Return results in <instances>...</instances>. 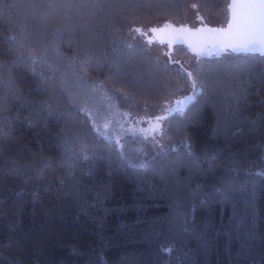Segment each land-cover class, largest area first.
Wrapping results in <instances>:
<instances>
[{
  "label": "trees",
  "instance_id": "trees-1",
  "mask_svg": "<svg viewBox=\"0 0 264 264\" xmlns=\"http://www.w3.org/2000/svg\"><path fill=\"white\" fill-rule=\"evenodd\" d=\"M230 1L0 0V264H264V57L125 45L193 5L225 26ZM184 89L138 166L113 105Z\"/></svg>",
  "mask_w": 264,
  "mask_h": 264
},
{
  "label": "rangeland",
  "instance_id": "rangeland-1",
  "mask_svg": "<svg viewBox=\"0 0 264 264\" xmlns=\"http://www.w3.org/2000/svg\"><path fill=\"white\" fill-rule=\"evenodd\" d=\"M197 5L191 7L190 12L187 15V21L184 24L169 23L162 27H175L176 29H182L187 27L189 29H200L203 27L207 28H220L222 27V19L219 17H214L212 19H206L199 16L197 12ZM159 25V24H158ZM155 27H146L137 29H132L130 31L128 40L125 42L126 46L133 44H141L149 48L156 55L159 61L166 63L175 67H182L184 65H189L186 59L179 60L178 58L173 59L171 55V43L165 41L163 38L156 35ZM151 41V43L149 42ZM180 45L179 43L174 46ZM194 51V50H193ZM195 61H199L203 55L198 51H194ZM227 58H240L244 56L232 55V53L224 52L221 53ZM194 56V55H193ZM193 61V60H192ZM192 90V89H191ZM201 91L198 89L196 95ZM195 92V91H194ZM104 95L112 99V93L108 91H103ZM193 91L188 90H179L170 94L164 103L159 107L149 106L144 103L134 102L125 95H119V103L113 105L112 116L105 123L106 132L110 131L113 127L120 129L131 130L137 134H142L148 138L152 148V154L147 155L145 159L139 163H136L138 166L145 167L151 157L155 154L162 151H169L172 148H164L166 144V139L164 137L167 125L169 114L175 110L177 101L181 100L185 96L192 95ZM115 101V100H112ZM111 101V103H112ZM177 112V111H176ZM158 117H163L157 122ZM112 131V130H111ZM164 148V149H162Z\"/></svg>",
  "mask_w": 264,
  "mask_h": 264
},
{
  "label": "snow or ice",
  "instance_id": "snow-or-ice-1",
  "mask_svg": "<svg viewBox=\"0 0 264 264\" xmlns=\"http://www.w3.org/2000/svg\"><path fill=\"white\" fill-rule=\"evenodd\" d=\"M228 7L231 11V22L226 35L235 38V42L225 47H230L232 52L237 54L259 52L264 56V0H233ZM193 85L195 87V81ZM193 99L194 97H185L177 101L176 111L182 114ZM162 118L158 117L157 122Z\"/></svg>",
  "mask_w": 264,
  "mask_h": 264
},
{
  "label": "water",
  "instance_id": "water-1",
  "mask_svg": "<svg viewBox=\"0 0 264 264\" xmlns=\"http://www.w3.org/2000/svg\"><path fill=\"white\" fill-rule=\"evenodd\" d=\"M232 2L233 0L230 1V4ZM230 22L231 11L229 9V20L225 26L220 28L203 27L200 29H189L184 27L182 29H176L175 27H162L155 31L158 37L171 43V53L173 52L174 45L179 43L180 45H185L194 51L204 53L208 56H215L224 52L233 53L230 47H225V45L235 42V38L226 35ZM248 55H259L264 57L260 55L259 52Z\"/></svg>",
  "mask_w": 264,
  "mask_h": 264
},
{
  "label": "flooded vegetation",
  "instance_id": "flooded-vegetation-1",
  "mask_svg": "<svg viewBox=\"0 0 264 264\" xmlns=\"http://www.w3.org/2000/svg\"><path fill=\"white\" fill-rule=\"evenodd\" d=\"M187 28V27H186Z\"/></svg>",
  "mask_w": 264,
  "mask_h": 264
}]
</instances>
